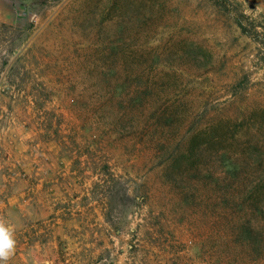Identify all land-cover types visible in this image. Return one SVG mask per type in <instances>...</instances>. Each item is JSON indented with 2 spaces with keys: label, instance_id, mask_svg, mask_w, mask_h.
<instances>
[{
  "label": "rangeland",
  "instance_id": "1",
  "mask_svg": "<svg viewBox=\"0 0 264 264\" xmlns=\"http://www.w3.org/2000/svg\"><path fill=\"white\" fill-rule=\"evenodd\" d=\"M7 264H264V0H0Z\"/></svg>",
  "mask_w": 264,
  "mask_h": 264
},
{
  "label": "clouds",
  "instance_id": "2",
  "mask_svg": "<svg viewBox=\"0 0 264 264\" xmlns=\"http://www.w3.org/2000/svg\"><path fill=\"white\" fill-rule=\"evenodd\" d=\"M14 228L0 219V264H7L15 251Z\"/></svg>",
  "mask_w": 264,
  "mask_h": 264
}]
</instances>
